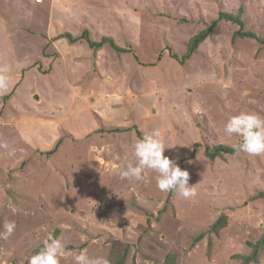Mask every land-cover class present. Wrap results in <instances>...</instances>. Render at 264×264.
<instances>
[{"label":"rangeland","instance_id":"374dc122","mask_svg":"<svg viewBox=\"0 0 264 264\" xmlns=\"http://www.w3.org/2000/svg\"><path fill=\"white\" fill-rule=\"evenodd\" d=\"M83 31L123 51L63 36ZM262 41L264 0H0V233L16 223L0 264H28L49 235L60 264H264V154L223 131L264 118ZM154 130L195 196L160 191L153 170L120 178Z\"/></svg>","mask_w":264,"mask_h":264},{"label":"clouds","instance_id":"9594fccd","mask_svg":"<svg viewBox=\"0 0 264 264\" xmlns=\"http://www.w3.org/2000/svg\"><path fill=\"white\" fill-rule=\"evenodd\" d=\"M7 86L6 78L0 76V88ZM247 95V93H245ZM229 138L238 136L242 143L234 145L237 151L256 156L264 154V118L256 113L241 112L231 117L223 129ZM161 133L154 130L138 139L134 145L135 165L128 163L126 167L119 169L121 179L129 181H141L146 170H153L156 177L157 188L162 192H174L177 196L189 199L195 196L193 186H189V172L182 170L176 160L164 155L165 145L159 139ZM7 148V145H2ZM14 150L9 153L13 155ZM16 229L15 221L4 224V232L0 233V239H7ZM65 253V247L59 239L49 235L43 241V247L35 255L31 256L28 264H60V259ZM75 264H110L103 257L90 258L85 253L74 255Z\"/></svg>","mask_w":264,"mask_h":264},{"label":"trees","instance_id":"16d2710c","mask_svg":"<svg viewBox=\"0 0 264 264\" xmlns=\"http://www.w3.org/2000/svg\"><path fill=\"white\" fill-rule=\"evenodd\" d=\"M219 19H225V20H228V21H232V22H235L236 24L242 26V22L239 21V19H238L237 17H232V16H230V15L220 14L218 20H219ZM216 22H217V21L213 22V23L210 25L209 29H211V27H212L213 25H215ZM206 33H207V32H206ZM206 33H203V34L197 35L196 37H194V38L190 41V43H189V50H188V53H187V55H186L185 57H187V56H189V55H191V54L193 53V51L196 49L198 43H199L200 41H202V40L205 38ZM236 34H240V31L237 32ZM63 36L66 37L67 40H68L70 43H72V42H74V41H77V40H79V39H83V40L86 41V43H87V45H88V47H89L90 49H94V50H96V49L101 48V47L104 46V45H109L111 48H115L116 50L123 51V49H122L121 47L117 46V45H116V44H115L110 38H107V37H102L101 40L98 41V42L91 41V40L89 39V36H88V32H87V31H83L82 34H81L79 37H76V38H73L70 34H64ZM240 36H243V37H249V38H254V35L251 34V33H242V34H240ZM262 42H264V41H262ZM9 95H10V94H8V95L2 97V100H3V101L7 100V99L9 98ZM59 145H60V142L58 141V142L55 144L54 149H53L52 151H49L47 154L50 155V154H52L53 152H55V151L57 150V148H58ZM221 151H222V152L228 151V152H230V153L233 152V150H228L227 148L222 147V146L217 147V148L214 149V152H216V153H219V152H221ZM223 218H224V217H223ZM223 218H222V219H223ZM220 224H221L220 221H216V222L211 226V230H215L216 228H218V226H219ZM260 246H261V243L257 244V246H254V253H253V255L256 254V252H257V250H258V247H260ZM250 259H251V258H247L245 263H247L248 261H250Z\"/></svg>","mask_w":264,"mask_h":264},{"label":"crops","instance_id":"0c3cea01","mask_svg":"<svg viewBox=\"0 0 264 264\" xmlns=\"http://www.w3.org/2000/svg\"><path fill=\"white\" fill-rule=\"evenodd\" d=\"M64 64V63H63ZM17 93H18V90L16 91V95H17ZM15 95V96H16ZM34 100H37V97L36 96H34ZM41 103V102H40ZM28 104L29 105H31L34 109H35V111L37 112V111H41V110H39V108H37V105L39 104V102H36V103H34V102H28ZM36 107V108H35ZM31 110V109H30ZM33 110V109H32ZM40 114V113H39ZM20 115H19V113H18V115L16 116V118H20L19 120H22V121H24L23 120V118H21V116L19 117ZM39 121V120H38Z\"/></svg>","mask_w":264,"mask_h":264}]
</instances>
